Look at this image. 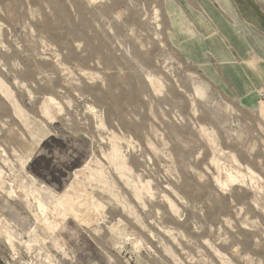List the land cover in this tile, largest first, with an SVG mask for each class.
<instances>
[{
  "label": "rangeland",
  "instance_id": "374dc122",
  "mask_svg": "<svg viewBox=\"0 0 264 264\" xmlns=\"http://www.w3.org/2000/svg\"><path fill=\"white\" fill-rule=\"evenodd\" d=\"M210 1L0 0V264H264V90Z\"/></svg>",
  "mask_w": 264,
  "mask_h": 264
},
{
  "label": "crops",
  "instance_id": "0c3cea01",
  "mask_svg": "<svg viewBox=\"0 0 264 264\" xmlns=\"http://www.w3.org/2000/svg\"><path fill=\"white\" fill-rule=\"evenodd\" d=\"M222 2L227 9H218L213 1L207 2L204 6V11L211 18L214 26L208 25L210 31L212 26L215 32L222 35L221 38H213L212 48L208 51L213 60L223 66V76L228 78L227 75L232 73L233 80L244 82L247 95L257 90H264V0H222ZM237 24L240 26L238 27ZM180 30L187 34L192 32L188 24H183ZM214 47L219 51L215 52ZM223 54H227V58L223 57ZM232 59L236 60L235 63ZM225 66L229 67V73L224 72ZM229 78L233 82L231 77ZM233 87L235 89L234 85ZM257 98V93H253L249 95L248 100L254 103Z\"/></svg>",
  "mask_w": 264,
  "mask_h": 264
},
{
  "label": "bare ground",
  "instance_id": "6f19581e",
  "mask_svg": "<svg viewBox=\"0 0 264 264\" xmlns=\"http://www.w3.org/2000/svg\"><path fill=\"white\" fill-rule=\"evenodd\" d=\"M73 183H74V182H73ZM74 185H75V184H74ZM15 186H16V185H15ZM47 190H48V191H47ZM47 190H46V191L51 195V194H52L51 191H50L49 189H47ZM41 193H42V192H41ZM48 197H49V196H48ZM51 197H52V196H51ZM44 198H45V197H44ZM36 204L38 205L39 203L36 202ZM39 206H40V208H41L40 210L43 211L45 205L40 204V205L36 206V207L38 208V209L36 208L37 210H39ZM45 208H46V207H45ZM47 212H48V210H47ZM92 213H93V212H92ZM49 214H50V213H49ZM79 214H80V213H79ZM51 215H52V214H51ZM48 216H49V215H48ZM63 216H64V218H65V215H63ZM79 216H82V214L79 215ZM91 216H92V215H91ZM91 216H90L88 219H86L85 221H83V222H84V223L86 222V223H88V224H91V222H90L91 219H92ZM54 218H55V217H54ZM82 218H84V217H82ZM46 219H47V218H46ZM65 219H66V218H65ZM94 219H95V218H94ZM48 220H49V219H48ZM55 221H56V219H55ZM55 221H53V222H55ZM57 221H58V220H57ZM57 221H56V222H57ZM59 221L61 222V220H59ZM92 221H93V220H92ZM1 222H2V221H1ZM44 223H45V222H44ZM51 223H52V222H51ZM53 224H54V223H53ZM55 224H56V223H55ZM57 224H58V223H57ZM53 226H55V225H53ZM48 227H49V223H48ZM53 228H54V227H53ZM42 239H43V238H42ZM42 242H43V241H42Z\"/></svg>",
  "mask_w": 264,
  "mask_h": 264
}]
</instances>
